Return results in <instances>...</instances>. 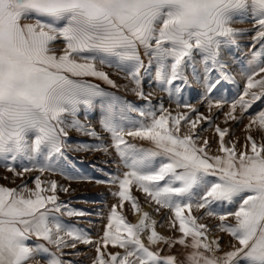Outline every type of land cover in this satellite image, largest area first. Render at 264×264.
<instances>
[{"label":"snow or ice","instance_id":"6c2138e0","mask_svg":"<svg viewBox=\"0 0 264 264\" xmlns=\"http://www.w3.org/2000/svg\"><path fill=\"white\" fill-rule=\"evenodd\" d=\"M0 168V264H264V0H0Z\"/></svg>","mask_w":264,"mask_h":264},{"label":"rangeland","instance_id":"374dc122","mask_svg":"<svg viewBox=\"0 0 264 264\" xmlns=\"http://www.w3.org/2000/svg\"><path fill=\"white\" fill-rule=\"evenodd\" d=\"M240 26H247V25L245 24V25H240ZM105 70L109 71L111 74L110 69L105 68ZM239 71H240L239 66H237L234 69V75H236V79L238 81L241 79V77L239 75ZM95 82L100 83L102 87H108L107 85H104L101 81H95ZM118 82H120V81H118ZM241 87H242V85H241ZM145 90L146 91L148 90L147 84H145ZM196 93H197V89L194 86L189 92V94L192 97L193 103H195L196 99L198 98ZM127 95L129 96L130 99L132 98L130 93ZM165 106H169L166 98H165ZM171 107L174 108L175 105H171ZM200 111L207 114V110L203 107L200 108ZM214 123H220L221 126H226V125H224L223 120H222V113L216 115V119L214 120ZM230 123L231 122H229V125H230ZM241 127H242V125H238L236 127L235 134L237 136H242V134L240 132ZM204 133L209 137V139H211L213 137V132H212L211 128L207 125V123L204 124ZM70 135H72L75 139L88 140V137H86L80 133H77L75 131H72L70 133ZM74 142H75V140L70 141V143H74ZM134 142L142 143V144H144L145 147L149 146L146 141L137 140ZM242 142L243 141L241 139V143ZM71 155L77 157V159L83 158L85 163L83 165H78V166H80L83 170L88 171V172L92 171L88 161L95 163L96 166L99 167L100 162L103 159V153H84V152L75 153L74 152V153H71ZM5 175H9V180L11 179L10 174L5 172V170L3 168H0V184L7 183L8 186H12L9 181H5L3 179V177ZM49 175H50L49 173H44L42 176V179L48 178ZM52 178H55L58 180V182L69 186L70 190L68 192L58 193V195L62 201L68 202L73 208L82 209L85 212L91 213V216L88 218L76 217V216H72V217L65 216L64 219L70 224H79L82 227H91L93 230V234H95V232L98 229H101L102 221L100 218H98L95 215L94 210L98 207H102L104 204L110 205L112 202H114L111 195L107 192V186L96 184L92 181H69V180H65L62 177H60L59 174H56ZM29 184L31 185V181H29ZM133 194L138 195L141 197V199H143V194L137 192L135 189H133ZM125 214L128 215V219L130 221L135 222V217L133 215H131L130 213H128L127 206L125 208ZM89 219H91V221H92L91 225L89 224ZM157 229L167 233V229L162 228L160 225H157ZM80 250L82 253L85 251H89L88 249H85V248H81ZM91 251L94 252V249H92ZM169 251L170 250L165 249L162 252V255L169 254ZM171 251L174 253L175 249H173ZM80 259L86 260L87 258L82 256V257H80Z\"/></svg>","mask_w":264,"mask_h":264}]
</instances>
